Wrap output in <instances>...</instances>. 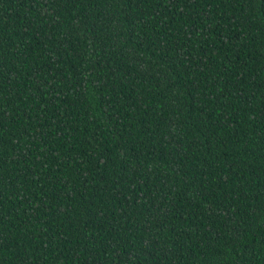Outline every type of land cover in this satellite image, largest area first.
<instances>
[{"label":"trees","instance_id":"trees-1","mask_svg":"<svg viewBox=\"0 0 264 264\" xmlns=\"http://www.w3.org/2000/svg\"><path fill=\"white\" fill-rule=\"evenodd\" d=\"M0 264H264V0H0Z\"/></svg>","mask_w":264,"mask_h":264}]
</instances>
